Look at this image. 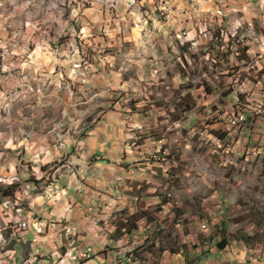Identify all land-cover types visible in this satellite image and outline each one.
<instances>
[{"label": "rangeland", "instance_id": "obj_1", "mask_svg": "<svg viewBox=\"0 0 264 264\" xmlns=\"http://www.w3.org/2000/svg\"><path fill=\"white\" fill-rule=\"evenodd\" d=\"M44 2L45 0H0V116L8 113L7 119L0 121V130L7 131L9 125L15 129L21 119L31 113H35L37 119L48 114L49 120H60L63 113L70 123H76L75 117L83 121L96 111V118L78 129L80 141L114 105H124L128 114L138 117L146 125L141 135L162 137L164 142H161L166 145L164 155L160 154L163 152L159 154L168 171H164L160 182L144 183L139 188L142 193L156 194L148 199H140L136 205V213H144L148 221L158 220V227L161 228L149 232L150 237L144 246L146 250L157 258L163 249L172 251L181 249L183 244L192 246L187 235L191 230L199 232V237L211 233L215 243L228 235L230 240L235 237L249 244L264 243V154L254 155L251 152L252 156H249L241 145L238 147L233 143L226 147L223 137L227 127L216 130L211 125L208 127L214 130L211 134L220 140V146H209L207 151H204L203 144H195L200 139L198 135L189 137L188 128L175 127L177 122L184 124L191 120V126H199V130L204 131L207 121L213 118L219 123L215 125H226V116L224 115L225 121H222L220 114L246 103V96L250 93H237L233 77L229 80L227 77L230 74L239 75L240 65L237 63H242V59L248 63L250 57L244 51L247 45L234 37H230L228 46L224 45L219 32L226 30L227 21L225 20L224 26L214 24L210 27L209 39L201 49L214 57L215 63L211 69L210 61L202 62L199 56L192 53L193 42L186 41L188 48L178 49L180 56L177 57L173 53L175 45L169 44L162 37L153 39L151 44H145L144 47L149 54L154 48L161 50L160 59L165 66L157 64V67H167L169 78L165 70L159 86L153 85L158 92L143 99L145 106L137 108V96L126 98L125 94L112 92L105 103L89 107L85 112L79 109L89 92L103 85L115 88L121 79L129 83L126 77H130L131 83L135 85L136 78L131 75L132 71H148L149 65L155 62L149 60V65H140L138 61L144 55L142 50L133 52L121 40L109 41L99 29L92 30L94 37L82 40V21L72 18L70 9H64L59 0H47L46 9L42 8ZM86 7L91 8V2ZM73 28L74 31H71ZM118 50H121V57L127 56L129 60L135 55L137 62L118 69L116 64L111 63L117 59ZM236 51H240V54L237 55ZM73 55L79 60L80 70L69 75L72 65L68 61ZM233 56L235 64L229 59ZM177 60L183 63L180 64ZM189 60L192 61L191 64L188 63ZM230 64H233L231 69ZM234 68L237 70H233ZM177 71L180 72V79L185 81L179 87L172 82V76ZM204 73L208 75L210 84L204 80ZM48 75L53 78L59 75L58 83L61 87L58 88L50 81L46 82L45 76ZM197 90L203 91L204 96L195 95ZM157 96L171 99L158 101ZM234 97H238L240 102L233 103ZM205 99L212 102L210 108L199 106V102ZM249 104L255 106L254 101H249ZM181 110L182 118L178 115ZM160 113L164 114L171 127L165 126ZM60 123L63 124V121L60 120ZM189 139L192 140L189 147H195L196 150V155L191 157L182 151ZM67 142L77 143L71 139ZM0 151H4V156L0 157V165L19 161V164L30 169L28 162L23 159L22 150L20 156H16L11 149L0 148ZM89 159L93 160L92 157ZM246 161L249 166L243 165ZM66 163L62 159L57 165L60 167ZM79 167L67 166L72 171ZM181 168L183 171L177 175V170ZM9 173L6 176L0 173V176L12 179ZM59 175L53 169L50 179ZM201 176L202 189L197 183ZM21 182L20 184L19 180L14 179L10 185L0 183V205L10 201L9 207L16 218L19 210L24 213L22 209L27 208L28 203L24 198L19 200V195L15 197V193H21L23 187L24 191L27 188L34 191L27 186L29 184L26 181ZM32 183L39 184L38 181ZM194 184L200 190L194 192ZM124 214L123 218H126L128 214ZM128 219L129 224L137 226L136 215ZM207 228L209 231L204 232L203 229ZM181 236L186 237V243H183Z\"/></svg>", "mask_w": 264, "mask_h": 264}, {"label": "clouds", "instance_id": "obj_2", "mask_svg": "<svg viewBox=\"0 0 264 264\" xmlns=\"http://www.w3.org/2000/svg\"><path fill=\"white\" fill-rule=\"evenodd\" d=\"M89 2L92 4L91 8L86 7ZM59 3L64 9H70L72 18L82 21L84 29L80 33L82 40L87 41L90 37H94L92 30L99 29L109 41L121 40L133 52L142 50L144 55L138 61L140 65H149V60L155 62L149 65L148 71H132L131 75L136 78L135 85L131 83L130 77H126L129 83H125L121 79L115 88L110 85H103L89 92L83 98L82 107L79 109L81 111L87 112L89 107L102 105L110 98L112 92L125 94L126 98L137 96V108L144 107L143 99L153 92H158L153 85L159 86V80L163 78L165 70L169 78L167 67L166 69L157 67V64L165 66L160 59L161 50L154 48V51L149 54L148 49L144 47L145 44H151L153 39L161 37L167 39L169 44L175 45L173 53L177 57L180 56L178 49L188 48L186 41L193 42L191 45L192 53L199 56L202 62L210 61L209 68L211 69L215 59L210 54L202 52L201 49L209 39L210 27L214 24L223 25L225 20L227 21V28L219 32L224 45L228 46L230 37H234L248 45V56L251 59L248 67L242 68V71L247 73L251 69L254 72H259L264 69V0H59ZM102 5L105 7H102ZM47 7L48 3L45 0L42 8L46 9ZM120 51L118 50L116 53L117 59L111 61V63L117 65L118 69L126 68L128 63L137 62L135 55L129 60L127 56L121 57ZM233 51L235 53V49ZM229 59L233 64L236 63L234 56ZM177 61L180 64L183 63V61ZM68 63L72 65L69 69V75L80 70L79 60L75 55L71 57ZM188 63L191 64L192 61L189 60ZM58 80L59 75L55 78L50 75L45 76L46 82L55 83L59 88L61 85ZM204 80L208 84L211 83L206 73H204ZM234 80L237 82L243 80V84H238L235 87V91L237 93H250L248 99L254 101L255 106L258 107L261 100H264V97L260 95L264 84L253 85L251 80L244 76ZM172 82L177 87L185 83L184 80L180 79L179 71L172 76ZM101 83L103 84V82ZM201 84L204 83L202 82ZM89 87L92 86L89 85ZM194 94L201 97L204 96L203 91L200 90H197ZM162 99L167 101L171 98L157 96L158 101ZM239 102V98L234 97L233 103ZM211 103L210 100L205 99L199 102V106L210 108ZM122 107L116 105V108L121 110L119 121H108L109 125L112 126V131H109L107 135L102 134L101 139L107 143L109 138H111L114 149L118 148L121 152L127 153L128 161L133 163L134 166H140L137 156L144 154L136 151V145H123L117 142L116 134H118L119 129H124L125 136L122 139L134 138L130 134L143 133L146 125L138 117L130 115L126 119ZM230 111L231 109H229ZM104 115L106 116V113ZM160 115L163 117L165 126L171 127L172 125L168 124L164 114L160 113ZM178 115L182 118V110ZM225 116L227 124L213 125V128L218 129L227 126L231 130V126L235 125L237 120L234 115L229 116L228 112L225 113ZM7 117L8 113H4L0 116V121L7 119ZM95 118L96 111H93L85 120L81 121L79 117H75L76 123H70L68 118L61 113L60 120L63 121V124H61L60 120H49L48 114H45L35 121L23 118L15 129L9 125L7 131L0 130V148L11 149L16 156H20V150H22L24 152L23 159L30 165V171L28 167L20 165L23 169V178L27 180L29 175L35 174V180L39 182V184L27 186L32 187L34 192H36L34 198L29 197L32 200L30 205L33 207V211L38 210L44 218L38 221L33 220V213L31 212L27 216V223L23 225L26 231L20 233V237L27 243L24 238L30 235L32 246L31 252L28 253L29 258L23 264H37V255L46 258L40 264H81L82 261L85 264H97V261L93 260L91 256L93 253L103 251V249L98 247L95 240L91 237L80 239L82 235L80 224L74 219L76 214L70 209V206L68 211L62 213L57 211L69 204L73 191L80 190L78 182H75L73 177L80 176L81 179H86L84 176L85 167L81 165L78 170H67L64 172L62 182L70 183V187H64L61 181L50 179L53 169L56 174L61 172V167L57 165V162L62 159L67 162L71 158V148L67 142L68 139L75 140L78 143V129L85 127ZM100 119H104V116H101ZM200 119L203 123V117ZM244 119L243 115L239 117L240 121ZM175 127L180 129L188 128L189 137L198 135L200 139L195 141V144L197 146L203 144L204 151H207L209 146H220V141L211 134L212 129L206 126L204 131H200L199 126H191V120H189L184 124L177 122ZM92 130L94 131L95 129L93 128ZM190 144H192L191 139L185 144L182 151L191 157L196 155V150L195 147H189ZM164 147L166 145L163 142L154 144L157 152ZM3 156L4 151H0V157ZM17 164H19V161L6 165L10 169L9 175H12V179H5L0 176V183L10 185L14 179L19 180L21 178L15 175ZM123 166V164H116L117 168ZM156 166L145 160L144 166H140L138 175L147 178L148 171ZM163 167L164 171L167 172V166ZM44 169H48V171ZM90 170L91 167L89 166L87 171ZM3 171V167H0V173H3ZM182 171L183 168L178 169L176 174L179 175ZM190 179L194 180L195 178ZM197 183L202 189V176ZM198 190L200 189L194 184L193 191ZM49 207L53 209V212L48 211ZM4 224L6 226L7 221H4ZM3 231L4 229L0 228V264H8L9 261H13L14 264L15 257L18 254L24 255V253L7 249L10 241L5 239L2 234ZM62 232L63 236H61ZM13 235L15 236L16 233H13ZM238 261L239 264H245L243 253H240ZM252 264H257V260L252 259Z\"/></svg>", "mask_w": 264, "mask_h": 264}, {"label": "crops", "instance_id": "obj_3", "mask_svg": "<svg viewBox=\"0 0 264 264\" xmlns=\"http://www.w3.org/2000/svg\"><path fill=\"white\" fill-rule=\"evenodd\" d=\"M71 31H74V28ZM49 38L51 39V37ZM243 44L245 45V43ZM244 51L248 54V45L244 47ZM249 63L250 61L245 63L243 59L242 63H237L240 65L238 70L239 76L249 78L251 83L255 85L258 81V72H254L251 69L247 73L242 71V68H247ZM232 65L230 64V69L233 68L231 67ZM233 70H237V68ZM259 73H264V70L262 69ZM231 75L227 77V80L236 76V74ZM117 105L120 104L117 103ZM120 106H123L122 110L127 119L130 114H128L124 105ZM120 111L114 105L110 111L106 112V116L103 115L104 119H100L99 124L93 127L94 131L91 128L89 133L78 143H69L71 158L67 161L66 165L60 166V175L54 179L52 178L53 181L62 182L64 172L69 170L67 166L79 165L81 167L83 165L86 169L84 172L86 179H81L80 176L73 177V180L78 182L80 190L73 191L69 204L57 211L61 213L68 211L70 206V209L76 214L74 219L80 224L82 233L80 239L83 240L86 237H91L95 240L98 247L103 249L99 253H93L91 258L96 260L97 264H129L128 262L137 263V259L143 264H239L238 257L240 253H243L245 264H252L251 255H259L260 253L262 257L261 260H257V264H262L264 262V243L249 244L235 237H232L230 240L228 239L230 238L228 235L229 237H226V245L223 248H219L218 242L220 238L215 243L213 242L214 238L212 239L214 235H211V233L199 237V232L196 233L194 230H191L187 234L190 237V242L192 241L193 243L192 246L191 244H183L181 249H174L172 251L171 249H163L161 255L157 258L144 248L145 243L148 242L150 237L149 232L156 228L157 230L161 228L158 227V220L148 221L144 213H136V205L140 199H148L156 194L142 193L139 188L144 183L160 182V178L164 175L163 166H166L164 160H160V154L163 156L166 148H162L159 152L163 153L160 154L155 151L154 144L163 141L162 137H153L151 134L141 135L140 133H132L130 135L134 138L122 139L125 136V130L119 129L118 134H116L117 142L123 145H136V151L144 154L137 156L140 166H144L145 160L148 163L157 165L148 171L147 178L138 175L140 166H134L133 163L129 162L127 153L121 152L118 148L114 149L111 138H109L107 143L101 139L102 134L107 135L109 131H112V126L109 125L108 121H119ZM241 115L245 119H248L249 109H242ZM25 118L35 121L37 116L35 113H31L26 115ZM215 124H219L217 120H208L206 126L209 127L211 125L212 128ZM216 129L214 128V130ZM214 130L212 129V133ZM239 143L242 149L249 155L251 152L255 154V151L264 154V116L256 119L254 128L250 129L247 136L243 137ZM156 156H158V159H155ZM91 157L93 158L92 161L89 159ZM13 163L15 162L9 161L6 165ZM118 163L124 166L117 168L116 164ZM6 165H0L4 169L2 173L4 176L10 171ZM20 165H16L15 171V174L21 177L19 179L20 184L22 183L21 180H24L27 184L32 185V182L36 181L34 179L35 174L29 175L28 179L25 180L22 176L23 169ZM243 165L249 166L247 161ZM24 166L27 167L26 165ZM89 166L91 170L87 171ZM62 186L70 187L71 184L62 182ZM23 189L21 188V193H15V197L19 195L17 196L19 200L24 198L28 203L27 208L22 209L25 218L27 219L28 214L31 212L33 213V220H43L44 217L40 215L39 211L34 212L33 207L30 205L32 200L29 197L34 198L36 192L31 189L28 190V188L25 191ZM7 202L8 204L6 205ZM7 202L0 205V217H2L0 219V228L4 229L2 234L5 239L10 241L7 249L24 253V255L18 254L15 257L14 264H23L29 258L28 253L31 252L32 240L30 235L24 238L27 240V243L21 239L20 233L25 232L26 229L21 227L19 223L15 225L16 219L17 222L19 220L12 212L11 207H9L11 202ZM48 211L53 212V209L49 207ZM124 212L128 214L126 218H123ZM133 215H136L137 226L128 222V217ZM4 221H7L6 226ZM7 229L9 230L7 231ZM203 230L204 232L209 231L208 228ZM13 233H16V235L14 236ZM61 236H63V232ZM181 238H183V243L187 242L186 237L181 236ZM5 259L7 260V258ZM36 260L37 264H40L46 258L37 255ZM8 264H13V261H9ZM81 264H85V262L82 261Z\"/></svg>", "mask_w": 264, "mask_h": 264}, {"label": "built area", "instance_id": "obj_4", "mask_svg": "<svg viewBox=\"0 0 264 264\" xmlns=\"http://www.w3.org/2000/svg\"><path fill=\"white\" fill-rule=\"evenodd\" d=\"M236 54H240V51H236ZM264 70V69H263ZM258 74V81L256 82V84H264V73H257ZM240 78L239 75H236L233 79H238ZM234 84H243V81H236L234 80L233 81ZM254 85V83H252ZM260 95L262 97H264V88L261 89V93ZM249 99L246 98V103L244 105H242L241 107H239L238 105L233 108L232 111L228 112V115L229 116H232L234 115L236 120H237V123L235 125H232L231 126V130L229 129V127H227L225 133H224V140L226 141L225 142V146L226 147H229L230 144L229 143H233L232 145H235V146H240L241 144L239 143L240 140L243 138V137H246L247 136V133L248 131H250V129L254 128V125H255V122H256V119L260 116H264V100H261L260 104L258 107L256 106H253V105H250L249 104ZM237 104V103H236ZM242 109H249V117L248 119H244L243 121H240L239 120V117L241 116V110ZM225 113L226 112H223V113H219L220 114V118H222V121L224 120L225 121ZM212 120V119H211ZM214 120V118H213ZM227 123V122H226ZM207 125V124H206ZM220 141V140H219ZM232 149L234 150L233 146H232ZM260 153H257L255 151V154L254 155H258ZM249 156H252L249 155ZM17 218H18V222L19 225L21 227H23L24 224L27 223V219L25 218L24 216V213L19 210L17 212ZM261 257L262 255L259 253V255H251V260L252 259H256V260H261ZM129 264H143L140 260L137 259V263H130L128 262Z\"/></svg>", "mask_w": 264, "mask_h": 264}, {"label": "trees", "instance_id": "obj_5", "mask_svg": "<svg viewBox=\"0 0 264 264\" xmlns=\"http://www.w3.org/2000/svg\"><path fill=\"white\" fill-rule=\"evenodd\" d=\"M227 243V239L225 236H223V238L218 242V246L219 248H223Z\"/></svg>", "mask_w": 264, "mask_h": 264}]
</instances>
